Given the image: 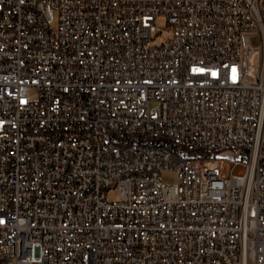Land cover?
<instances>
[{
  "label": "built area",
  "instance_id": "obj_1",
  "mask_svg": "<svg viewBox=\"0 0 264 264\" xmlns=\"http://www.w3.org/2000/svg\"><path fill=\"white\" fill-rule=\"evenodd\" d=\"M0 264H264V0H0Z\"/></svg>",
  "mask_w": 264,
  "mask_h": 264
},
{
  "label": "rangeland",
  "instance_id": "obj_2",
  "mask_svg": "<svg viewBox=\"0 0 264 264\" xmlns=\"http://www.w3.org/2000/svg\"><path fill=\"white\" fill-rule=\"evenodd\" d=\"M58 26V20L55 22L54 27ZM158 27L160 29V31H162V33H158L156 34V39L153 41V44H161L163 43L165 37H166V31L168 30V26L166 23V19L165 17L161 16L158 18ZM246 42L249 44H253L254 43V37L253 36H248L246 38ZM244 170L243 167H238L235 172L239 173L242 172ZM161 181L164 184H168V185H174L178 182V175L176 173V171L174 170H168V171H164L161 173ZM108 197L110 199H117L118 198V193L117 191H113V192H109L108 193Z\"/></svg>",
  "mask_w": 264,
  "mask_h": 264
},
{
  "label": "snow or ice",
  "instance_id": "obj_3",
  "mask_svg": "<svg viewBox=\"0 0 264 264\" xmlns=\"http://www.w3.org/2000/svg\"><path fill=\"white\" fill-rule=\"evenodd\" d=\"M233 72H235V69H233Z\"/></svg>",
  "mask_w": 264,
  "mask_h": 264
}]
</instances>
